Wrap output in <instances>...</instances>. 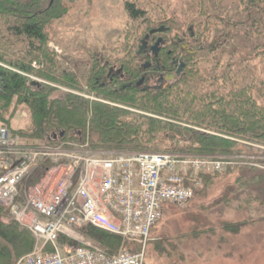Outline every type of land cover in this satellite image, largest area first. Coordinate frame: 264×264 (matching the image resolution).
I'll return each instance as SVG.
<instances>
[{"label": "trees", "instance_id": "trees-1", "mask_svg": "<svg viewBox=\"0 0 264 264\" xmlns=\"http://www.w3.org/2000/svg\"><path fill=\"white\" fill-rule=\"evenodd\" d=\"M68 1L75 0H0V126L32 146L81 141L93 152L241 156L237 140L264 145V0H183L187 10L181 21L190 27L188 39L196 42L176 56L182 66L177 80L149 91L133 85L138 78L132 67L136 55L121 70L125 79H134L128 87L107 86L99 58L85 73L68 72L57 62L49 46V28L67 13ZM151 1L146 8L158 10L161 5ZM125 8L131 22L149 24L143 40L158 37L164 43L153 62L156 70L166 68L177 45L181 46L167 44L176 13L152 16L130 2ZM152 17L159 23L148 22ZM162 27L164 31L156 32ZM186 34L177 31L172 40L184 43ZM32 76L72 92L81 91L83 80L96 100L72 92L53 95L50 86L32 85ZM23 105L30 114V127L16 132L10 122ZM129 108L150 115L133 114ZM61 132L63 136L54 141L52 137ZM217 175L203 174L200 189ZM1 217L0 213V264H16L32 251L34 240L26 229L13 221L4 223ZM243 225L228 224L224 230L233 234L232 229L238 231ZM79 232L107 255L132 246L90 226Z\"/></svg>", "mask_w": 264, "mask_h": 264}, {"label": "built area", "instance_id": "built-area-1", "mask_svg": "<svg viewBox=\"0 0 264 264\" xmlns=\"http://www.w3.org/2000/svg\"><path fill=\"white\" fill-rule=\"evenodd\" d=\"M86 144L32 146L0 126V213L34 240L17 264H145L166 204L183 206L203 174H224L228 158L172 153L88 154ZM37 181L25 186V183ZM92 227L131 244L107 255L79 231Z\"/></svg>", "mask_w": 264, "mask_h": 264}, {"label": "rangeland", "instance_id": "rangeland-1", "mask_svg": "<svg viewBox=\"0 0 264 264\" xmlns=\"http://www.w3.org/2000/svg\"><path fill=\"white\" fill-rule=\"evenodd\" d=\"M156 1L161 5L157 6L158 10L146 8L150 7L151 0L68 1L67 13L49 28V46L56 52L57 62L72 73L89 71L92 69L91 63L98 58L101 62L103 60L102 63L109 61L112 65L123 68L131 56L138 53L149 27L144 21L131 22L125 8V4L130 2L136 8L149 10L152 16L162 12L172 17L176 13L179 19L174 17V30L166 36L171 40L167 44L179 43L182 47L177 45L168 61L170 66L171 59L178 60L176 56L179 57L181 50L185 49L183 46H192L196 41L188 39L190 27L181 21V13L187 10L183 0ZM148 22L159 23L153 17ZM177 31L180 34L187 32L184 43L180 39L172 40ZM191 34L193 36V32ZM158 40V37L154 41L150 40L153 47ZM146 61L149 60H132V67L137 69ZM152 63L156 68L152 66L149 70L151 73H163L168 68L161 66L159 71L156 70L157 64ZM29 80L35 82L34 85L52 87L53 95L72 92L64 86L49 84L34 76L29 77ZM80 86L81 91L72 93L83 99L96 100L95 95L88 92L83 80ZM127 110L133 114L150 115L138 109ZM29 127L30 114L27 107L18 106L10 128L23 132ZM200 132L206 133L201 129ZM236 142L243 155L208 156L228 158L234 163L233 169L215 176L183 206L165 205L161 219L151 232V241L145 250V264H264V145L244 140ZM86 150L94 157L111 154L93 152L88 146ZM1 221L9 223L12 220L3 214ZM240 223L244 225L238 231L232 229L233 234L224 230V226L228 224L236 228ZM84 239L94 244L90 239ZM126 249L136 250L133 246H127Z\"/></svg>", "mask_w": 264, "mask_h": 264}, {"label": "flooded vegetation", "instance_id": "flooded-vegetation-1", "mask_svg": "<svg viewBox=\"0 0 264 264\" xmlns=\"http://www.w3.org/2000/svg\"><path fill=\"white\" fill-rule=\"evenodd\" d=\"M161 44L163 45L164 43L160 41V43L157 45V50L154 51V45L151 44L150 40H148V37L141 41V46L139 47L141 48V51L136 54L138 57L137 60L143 61L144 59H147L149 61L144 62V64H141L139 68L135 69L138 77L133 83L135 88L142 91L159 90L168 87L177 80L179 71L181 70V62L176 59L170 60V66H168L167 70L163 73L156 74L149 72L152 66L156 68V65L152 62L154 58H156L159 52V45ZM183 47H185L186 50L193 48L190 45H185ZM170 54L171 52H168V55ZM100 67L102 71L105 70V78L107 79V86L109 87L116 88L119 86V83H122L123 87L125 85L128 87L132 83L131 80H134L132 77L129 78L128 76V79H125L124 75L121 74L122 68L112 65L109 61H105ZM169 76H172L171 79H167ZM100 85L105 86V83H101Z\"/></svg>", "mask_w": 264, "mask_h": 264}, {"label": "water", "instance_id": "water-1", "mask_svg": "<svg viewBox=\"0 0 264 264\" xmlns=\"http://www.w3.org/2000/svg\"><path fill=\"white\" fill-rule=\"evenodd\" d=\"M162 31H164V28L162 27V28H160V29H158V30H156V32H162ZM160 43V40H158L157 41V43H156V45H155V47H154V51H156L157 50V45ZM141 51V48H139V51H138V53ZM182 67V66H181ZM171 77L172 76H169V77H167V79H171ZM34 84H36L35 82H32V85H34ZM76 135H78V136H80V132H77L76 133ZM63 136V133L61 132V133H59V137H62ZM53 139L54 140H56L57 139V137L56 136H53Z\"/></svg>", "mask_w": 264, "mask_h": 264}]
</instances>
